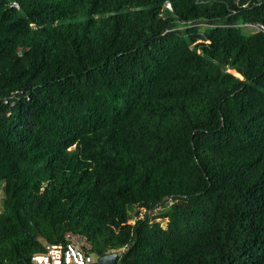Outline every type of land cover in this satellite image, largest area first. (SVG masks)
I'll return each instance as SVG.
<instances>
[{
	"label": "trees",
	"instance_id": "16d2710c",
	"mask_svg": "<svg viewBox=\"0 0 264 264\" xmlns=\"http://www.w3.org/2000/svg\"><path fill=\"white\" fill-rule=\"evenodd\" d=\"M243 24L264 0H0V100L23 93L0 109V264L66 232L119 264H264V33Z\"/></svg>",
	"mask_w": 264,
	"mask_h": 264
},
{
	"label": "built area",
	"instance_id": "2783aa9c",
	"mask_svg": "<svg viewBox=\"0 0 264 264\" xmlns=\"http://www.w3.org/2000/svg\"><path fill=\"white\" fill-rule=\"evenodd\" d=\"M170 9V6L167 5ZM241 27L250 32L264 33V26L243 24ZM22 92H14L7 98L0 100V109L13 108L20 101ZM44 253L35 254L30 258L32 264H97L98 257L91 253V246L85 236L73 232L64 233L63 243L47 245Z\"/></svg>",
	"mask_w": 264,
	"mask_h": 264
},
{
	"label": "water",
	"instance_id": "95a60500",
	"mask_svg": "<svg viewBox=\"0 0 264 264\" xmlns=\"http://www.w3.org/2000/svg\"><path fill=\"white\" fill-rule=\"evenodd\" d=\"M33 227L36 230V232L38 233L39 229H38L37 225L33 223ZM20 229H21V232L26 237H29V238L33 237V234L30 233L29 231H27L26 229H24V227L20 226ZM19 263L20 264H27L26 261L24 259H21V258L19 259ZM97 264H119V255L116 253H113V254L104 256L102 258H99Z\"/></svg>",
	"mask_w": 264,
	"mask_h": 264
},
{
	"label": "rangeland",
	"instance_id": "374dc122",
	"mask_svg": "<svg viewBox=\"0 0 264 264\" xmlns=\"http://www.w3.org/2000/svg\"><path fill=\"white\" fill-rule=\"evenodd\" d=\"M247 31H252V30H248V29H247ZM231 74L234 75L232 72H231ZM234 76H235V77H238V76H236V75H234ZM4 207H5V206H3V204H2V200L0 199V211H1ZM4 210H6V212L8 211L6 208H5ZM159 210H161V209H159ZM130 223L133 224V223H134V220H131ZM161 225L164 227V226L166 225V222H165V221L161 222ZM41 243L44 244V240H41Z\"/></svg>",
	"mask_w": 264,
	"mask_h": 264
}]
</instances>
